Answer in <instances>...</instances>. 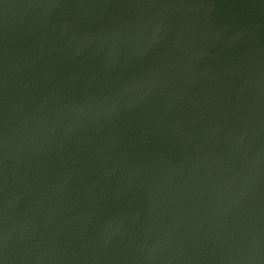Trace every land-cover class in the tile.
Listing matches in <instances>:
<instances>
[{
	"label": "water",
	"instance_id": "obj_1",
	"mask_svg": "<svg viewBox=\"0 0 264 264\" xmlns=\"http://www.w3.org/2000/svg\"><path fill=\"white\" fill-rule=\"evenodd\" d=\"M0 264H264V0H0Z\"/></svg>",
	"mask_w": 264,
	"mask_h": 264
}]
</instances>
